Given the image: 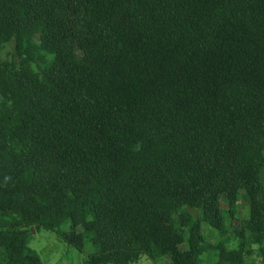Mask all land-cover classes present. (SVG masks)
I'll list each match as a JSON object with an SVG mask.
<instances>
[{
	"label": "trees",
	"instance_id": "16d2710c",
	"mask_svg": "<svg viewBox=\"0 0 264 264\" xmlns=\"http://www.w3.org/2000/svg\"><path fill=\"white\" fill-rule=\"evenodd\" d=\"M263 171L264 0H0V264H245Z\"/></svg>",
	"mask_w": 264,
	"mask_h": 264
},
{
	"label": "rangeland",
	"instance_id": "374dc122",
	"mask_svg": "<svg viewBox=\"0 0 264 264\" xmlns=\"http://www.w3.org/2000/svg\"><path fill=\"white\" fill-rule=\"evenodd\" d=\"M37 39L38 37H36V40ZM14 47V40L7 43L1 50L2 58H10V54L14 50ZM261 180L264 184V171L261 174ZM236 200L237 207L235 210V217L227 221V236H234L235 230L240 229L242 226L243 218L248 217V203L240 194L236 196ZM222 202L224 206H227L226 196L222 197ZM69 231L71 232V240H74V242H81V236L83 233L81 229L72 230L69 228ZM215 238H219L218 234ZM29 246L38 253L43 264H83L89 249L86 248L84 251H79L76 247V243L60 240L53 232L43 228L34 229L29 241ZM232 246L234 247L235 244ZM183 247L184 246H181V248ZM251 248L252 252L244 255V263L264 264V244L258 245L252 243ZM169 261L170 259L167 255H157L155 259L143 256L139 261L131 264H169Z\"/></svg>",
	"mask_w": 264,
	"mask_h": 264
},
{
	"label": "water",
	"instance_id": "95a60500",
	"mask_svg": "<svg viewBox=\"0 0 264 264\" xmlns=\"http://www.w3.org/2000/svg\"><path fill=\"white\" fill-rule=\"evenodd\" d=\"M33 230H34V228H33Z\"/></svg>",
	"mask_w": 264,
	"mask_h": 264
}]
</instances>
